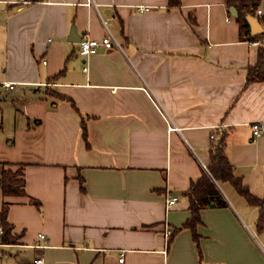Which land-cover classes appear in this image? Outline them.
<instances>
[{
  "label": "crops",
  "instance_id": "0c3cea01",
  "mask_svg": "<svg viewBox=\"0 0 264 264\" xmlns=\"http://www.w3.org/2000/svg\"><path fill=\"white\" fill-rule=\"evenodd\" d=\"M256 1L264 14V0ZM94 2L0 0L1 79L13 84L2 87L38 91L27 133L39 140L20 162H1L23 165L26 196L0 188V212L9 203L19 235L16 244L0 241V264L41 256L45 264H264L247 230L257 208L228 183L221 190L229 205L201 211L199 244L190 229L168 244L164 235L191 217L184 192L207 171L217 131L228 130L236 175L264 199V134L252 129L264 123V81L246 85L259 46L241 39L224 0ZM74 25L82 39L101 40L108 29L123 50L81 55L68 40ZM51 92L71 97L87 117L89 147L80 114Z\"/></svg>",
  "mask_w": 264,
  "mask_h": 264
},
{
  "label": "trees",
  "instance_id": "16d2710c",
  "mask_svg": "<svg viewBox=\"0 0 264 264\" xmlns=\"http://www.w3.org/2000/svg\"><path fill=\"white\" fill-rule=\"evenodd\" d=\"M40 1V0H29ZM228 9L235 7L238 16L234 18L240 27V36L242 40L256 42L264 39V33L255 34L252 30V23L249 22L250 18L256 20L262 26V20L258 18L257 11L259 10V2L256 0H224ZM181 0H169L170 7H179ZM62 72H60L61 74ZM60 76V75H59ZM54 77L53 79H56ZM264 81V43L259 46L258 49V61L254 66L248 68L246 85H250L256 82ZM51 96L56 97L58 100L68 101L71 106L81 116V133L87 147H89L88 130L86 119L79 111L75 101L66 95L58 92H51ZM216 135H212V141L210 145V163L208 170L204 172L201 178L192 183L191 188L184 192L189 199V209L191 211V217L180 227L173 231V236L182 229H190L193 234V238L197 244H199L200 235L197 233V227L202 224L201 211L205 208H224L229 204L223 196L222 191L219 189L218 184L223 185L228 183L232 185L237 192L247 201L250 206L259 209V218L257 220V231L264 233V199L253 195L249 188L244 185L241 178H239L228 158L227 139L228 130L217 131ZM3 166L6 163H1ZM0 188L4 196H26L25 190V175L24 168L20 171H12L10 169L3 168L0 174ZM33 204H39L35 200H31ZM9 203H4L0 212V229L1 236L0 241L2 244H16L19 240V235H16L13 225L7 221V215L9 211ZM172 236V237H173ZM17 239V240H16ZM172 240V239H171ZM169 240V243L170 241ZM200 251V248H198Z\"/></svg>",
  "mask_w": 264,
  "mask_h": 264
},
{
  "label": "rangeland",
  "instance_id": "374dc122",
  "mask_svg": "<svg viewBox=\"0 0 264 264\" xmlns=\"http://www.w3.org/2000/svg\"><path fill=\"white\" fill-rule=\"evenodd\" d=\"M231 19L234 17L231 15ZM4 68L0 63V162H20L23 152H34L38 150V141L28 138V130L35 129V121L29 119L28 104L33 101V97L38 95L36 89L17 86L13 90L2 87L3 80L1 79ZM23 89V91H20ZM36 134V133H35ZM5 168V166H3ZM23 165L17 168H5L12 171L23 170ZM221 190V185L218 184ZM233 191L237 190L233 186H229ZM222 191V190H221ZM223 193V192H222ZM237 197L242 198L237 192ZM224 196V193H223ZM244 199V198H242ZM242 216L249 221L246 214L240 210ZM256 218H259V209L256 210ZM258 216V217H257ZM257 223V221H256ZM256 223H252L247 228L248 231L254 232L259 245L264 249V236L258 234ZM17 240V239H16Z\"/></svg>",
  "mask_w": 264,
  "mask_h": 264
},
{
  "label": "built area",
  "instance_id": "2783aa9c",
  "mask_svg": "<svg viewBox=\"0 0 264 264\" xmlns=\"http://www.w3.org/2000/svg\"><path fill=\"white\" fill-rule=\"evenodd\" d=\"M87 5L91 6L94 5L96 6L94 0H87ZM139 10L141 12H148L150 9L147 6H140ZM257 15L258 18L261 19L262 22V27H264V14L261 11V9H259L257 11ZM105 24V23H104ZM107 29V28H106ZM264 43V39L261 41H256L253 42L254 46H261ZM105 48V49H113V48H117V49H121L123 50L121 44L119 43V41L116 39V37L107 29V35L102 38L101 40H97V39H93L91 37L86 36L85 38H83L80 43H79V52L81 55L84 56H89L92 54H96L98 52L101 51V49ZM4 87L6 88H13V84L11 83H5ZM171 129H177L176 127H170ZM253 129V134L254 137H260L262 134H264V123H254L252 126ZM208 170V169H207ZM170 197V196H169ZM171 199L168 201L169 205H174L177 202L178 197L171 195L170 197ZM164 235L165 238L167 240V244L170 240V238L173 236V230L170 226L166 225L165 226V230H164ZM41 239H46L45 235H40ZM41 248H45V246H39ZM124 258L122 257L120 259V262H123ZM34 264H45V260L44 258L41 256L39 258H37L34 262Z\"/></svg>",
  "mask_w": 264,
  "mask_h": 264
},
{
  "label": "water",
  "instance_id": "95a60500",
  "mask_svg": "<svg viewBox=\"0 0 264 264\" xmlns=\"http://www.w3.org/2000/svg\"><path fill=\"white\" fill-rule=\"evenodd\" d=\"M229 12L234 18H236L238 16V13H237V10L235 7H231L229 9ZM249 22L252 23V25H253L252 26L253 33H255V34L264 33L263 27L256 20H254L253 18H250ZM81 39H82V37H81V35L78 34L77 29L74 25L71 29L70 36H69L68 40L70 42H73V43H80Z\"/></svg>",
  "mask_w": 264,
  "mask_h": 264
}]
</instances>
